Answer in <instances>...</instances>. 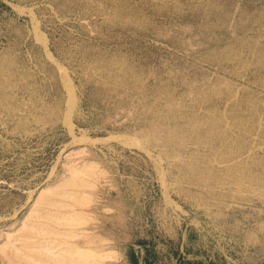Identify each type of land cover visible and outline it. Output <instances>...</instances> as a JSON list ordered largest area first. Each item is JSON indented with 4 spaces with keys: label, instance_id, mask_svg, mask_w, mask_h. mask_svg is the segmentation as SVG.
I'll use <instances>...</instances> for the list:
<instances>
[{
    "label": "rangeland",
    "instance_id": "obj_1",
    "mask_svg": "<svg viewBox=\"0 0 264 264\" xmlns=\"http://www.w3.org/2000/svg\"><path fill=\"white\" fill-rule=\"evenodd\" d=\"M73 206L86 264H264V0H0V264Z\"/></svg>",
    "mask_w": 264,
    "mask_h": 264
},
{
    "label": "bare ground",
    "instance_id": "obj_2",
    "mask_svg": "<svg viewBox=\"0 0 264 264\" xmlns=\"http://www.w3.org/2000/svg\"><path fill=\"white\" fill-rule=\"evenodd\" d=\"M109 11V10H108ZM183 28V27H182ZM170 33V32H169ZM3 95V94H2ZM13 95V94H12ZM11 98H12V96H11ZM6 101V100H5ZM261 115V114H260ZM262 116V115H261ZM263 117V116H262ZM248 119V118H247ZM232 124V123H231ZM230 124V125H231ZM235 125V124H234ZM236 126V125H235ZM237 127V126H236ZM235 127V128H236ZM232 128H234V127H232ZM231 128V129H232ZM251 130V129H250ZM255 130V129H254ZM261 130V129H260ZM263 130V129H262ZM230 131V130H229ZM257 131V130H256ZM254 132V131H253ZM260 132V131H259ZM250 133V132H249ZM261 134V133H260ZM229 135V134H228ZM226 137H227V135H225ZM228 138H230V137H228ZM257 138V137H256ZM219 143V142H218ZM253 156V155H252ZM249 157V156H248ZM69 165V164H68ZM72 164H70V166H71ZM96 165V164H95ZM75 166V165H74ZM68 167V166H67ZM87 167V166H86ZM70 169H69V171H70V173H69V176H68V180L66 181V182H64L63 181V183H60L61 185L59 186V185H57L58 186V188H55L54 190H52V191H50V192H53V191H55L56 190V192L57 193H64V194H68L69 196H72V195H74L75 197H76V193H79L78 191H79V189H78V187L79 188H87V190H88V187L90 188V187H92L93 185L92 184H90L91 182H89L88 183V181L86 180H84L85 178H89V180L91 179V177H93L94 175V178L95 177H99L100 178V176H102L101 174H99L98 172H96V170H94V167L93 168H91V166L90 167H87V168H80V167H69ZM233 169V168H232ZM84 178V179H83ZM78 179H80V181L78 180ZM82 179L85 181V183H84V181H83V183H81V181H82ZM76 180L78 181V185H76ZM90 181H92V180H90ZM93 181H95V180H93ZM76 182V183H75ZM79 182L81 183L80 185H79ZM95 183V182H94ZM94 187V186H93ZM71 188H73V189H71ZM53 189V188H52ZM70 189V190H69ZM93 189H95V188H93ZM82 190V189H81ZM80 190V191H81ZM91 190V189H90ZM44 191V190H43ZM46 191H44V194H46L45 193ZM59 193V194H60ZM70 193H71V195H70ZM79 194H83V196H81L80 198L79 197H77V200H75V201H78L77 202V204L79 205V209L81 208V207H87V206H89L90 204H91V201H92V198L90 197V195H89V193H88V191L87 192H85V191H83V193L81 192V193H79ZM79 194L77 195V196H79ZM43 195V194H42ZM54 195V194H53ZM52 195V196H53ZM74 196H72L71 197V199H73L74 198ZM43 197V198H42ZM41 198L42 199H44V197H45V195L44 196H42ZM46 197H48V196H46ZM46 197H45V199H46ZM55 197V196H54ZM76 199V198H75ZM79 199V200H78ZM46 200H48V199H46ZM51 200V199H50ZM45 200H43L42 201V203L44 202ZM39 204H42L41 202H39V201H37ZM37 202H36V204L35 205H37ZM48 202H52V200L51 201H47V203H45L46 205H47V208H48V206H50L51 204H49ZM73 202H74V199H73ZM63 203V202H62ZM69 203V202H68ZM68 203H65V204H68ZM76 203V202H75ZM75 203H72V204H74V205H76ZM44 204V205H45ZM49 204V205H48ZM34 205V206H35ZM43 205V206H44ZM70 206H71V204H69ZM78 205H76L77 207H78ZM39 207H40V205H38ZM64 206V205H63ZM67 206V205H66ZM38 207V208H39ZM46 207V206H45ZM35 208H37L36 206H35ZM34 208V209H35ZM68 208H69V206H68ZM71 208V207H70ZM72 208H74V206L72 207ZM79 209H77V210H75V208H74V210L73 209H70V211L71 210H73V212L71 211V213H72V215L70 214V213H61V214H59L58 216L60 217L59 219H62V221L64 220L62 217L63 216H65V219L67 220V223L65 224L64 223V221H63V225H66L65 226V228L68 226V228H64V227H62V228H64V230H61V231H58L59 233L57 234L56 233V235L57 236H54V234H53V236L51 235V237L52 238H55V237H57L56 239H52L51 237H50V233L49 234H47V236L48 237H50L51 239H49V240H45V239H47V238H45V239H41L42 241H41V243H35V250L33 249V247L34 246H32L31 244H28V247H30V249L27 247V245H23L24 247H26V249H28V250H30V252L31 251H35V252H31L32 254L34 253V255H36L37 254V252H38V250L37 249H39V251H40V253L42 252L43 254H45V252H46V254L45 255H43L44 257L43 258H45V256L48 258L49 256L50 257H52L54 260V262H52V259H51V261H48V260H50V257H49V259H47V261H46V263L45 264H84L83 262H85V261H87V260H89V259H91V258H93L94 257V259H95V257H97L98 255H95L96 254V250L94 249V248H92V247H90V245H87L86 246V244H85V246H80V244L78 245V244H76L75 242H73V239L71 240L70 238L72 237V238H79V237H82L84 234H82L81 236H79V234H81V233H83V232H79L80 231V229H79V226H78V228H76V227H74V225H73V229H72V224H73V222H75V221H79V220H86L88 217L87 216H85V215H83V213H80V211H78ZM82 209V208H81ZM37 210V209H36ZM35 210V211H36ZM40 211V210H39ZM64 211H66V210H64ZM70 211H68V212H70ZM47 212V211H46ZM48 212H49V210H48ZM46 214V213H45ZM44 214V216H46ZM84 214H86L85 212H84ZM50 215V214H49ZM57 215V214H56ZM51 216H53V215H51ZM66 216H69V219L66 217ZM70 216H72V217H70ZM54 217V216H53ZM28 218V217H27ZM47 218H48V216H47ZM31 219V218H30ZM29 219V220H30ZM89 219V218H88ZM42 220H43V218H42ZM92 220V219H91ZM40 221V220H39ZM48 221V220H47ZM58 221V220H57ZM62 221H60V222H62ZM80 221V222H81ZM36 222V221H35ZM41 222V221H40ZM55 222V221H54ZM50 223V222H49ZM34 224V223H33ZM41 224V223H40ZM40 224H36L37 226L38 225H40ZM54 224V223H53ZM77 224V223H76ZM51 225V224H50ZM50 225L48 226L47 225V227H49V228H51L50 227ZM58 225V224H57ZM86 225V224H85ZM33 226V225H32ZM43 226H45V227H43ZM40 227V226H39ZM60 227V226H59ZM71 227V228H70ZM41 228H43V229H46V225L45 224H43L42 223V226L40 227V228H38V229H36V226H35V230L37 231V230H40ZM61 229V228H60ZM45 230H43V231H41V233L42 232H44ZM47 231L49 232V230L47 229L46 230V233H47ZM50 231H52V232H55V231H57V230H55V229H52L51 228V230ZM35 232V231H34ZM39 232V231H38ZM43 237H44V234L42 235ZM47 236H45V237H47ZM77 236V237H76ZM24 237V236H23ZM84 237V236H83ZM86 237V236H85ZM84 237V238H85ZM68 238H69V240H71L72 241V243H67L66 242V240H68ZM24 239V238H23ZM31 239V238H30ZM27 240V239H26ZM68 240V241H69ZM33 241V240H32ZM100 241V240H99ZM29 242H30V240H29ZM97 242V241H96ZM101 242V241H100ZM104 242V241H103ZM91 242H89L88 244H90ZM93 243V242H92ZM95 243V242H94ZM96 244V243H95ZM82 245V244H81ZM92 246V245H91ZM62 247V248H61ZM37 248V249H36ZM31 249H33V250H31ZM14 250H15V248H14ZM16 250H17V248H16ZM37 250V251H36ZM18 251H19V249H18ZM43 251H45V252H43ZM108 251H110V250H108ZM16 253H17V251H16ZM22 253V252H21ZM26 253H28V252H24L23 254L24 255H22V256H25L26 255ZM30 255V254H29ZM38 256H39V253L37 254ZM36 255V256H37ZM42 255V254H41ZM103 255V254H102ZM28 255H26V258H28V257H30V256H28ZM32 256V255H31ZM99 256H100V254H99ZM21 257V256H20ZM35 257V256H34ZM40 257V256H39ZM114 257V256H113ZM25 258V257H24ZM31 259V258H30ZM23 260V259H22ZM32 261H34V258L33 259H31ZM39 260V262L41 263L42 262V257H41V260L40 259H38ZM92 260V259H91ZM90 260V261H91ZM98 260V259H97ZM100 260H102V258L100 259ZM93 261V260H92ZM23 262V261H22ZM27 262V261H26ZM30 262V261H29ZM35 262V261H34ZM36 262L38 263V261L36 260ZM43 262H45V261H43ZM41 263V264H44V263ZM103 262V261H102ZM88 263V262H87ZM98 263V262H97ZM35 264V263H34ZM85 264H86V262H85ZM90 264V263H89ZM93 264V263H92ZM95 264V263H94ZM101 264V263H100Z\"/></svg>",
    "mask_w": 264,
    "mask_h": 264
}]
</instances>
